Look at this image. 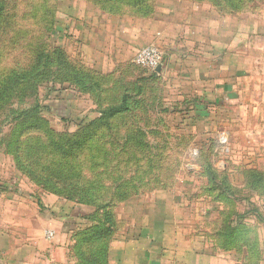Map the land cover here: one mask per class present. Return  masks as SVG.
I'll return each mask as SVG.
<instances>
[{"label":"rangeland","instance_id":"374dc122","mask_svg":"<svg viewBox=\"0 0 264 264\" xmlns=\"http://www.w3.org/2000/svg\"><path fill=\"white\" fill-rule=\"evenodd\" d=\"M123 2L0 0V264H142L149 249L151 264H264V0H144L184 25L165 53L149 44L159 70L133 61L137 43L118 56L93 24L83 37L88 8ZM54 49L90 83L67 82ZM62 203L87 215L72 235Z\"/></svg>","mask_w":264,"mask_h":264},{"label":"crops","instance_id":"0c3cea01","mask_svg":"<svg viewBox=\"0 0 264 264\" xmlns=\"http://www.w3.org/2000/svg\"><path fill=\"white\" fill-rule=\"evenodd\" d=\"M159 6L162 5L152 3L151 5H144V7L137 6L136 8L128 7L127 5H123V7H120L118 9H114L113 7L109 6H99L94 11H91L88 8L86 10V13H91V16L88 18V20L80 23V27L85 33H83V37H88V35L92 33L96 36L102 35L104 43H109V41L111 42V39H113L112 42H115L120 46L117 52L118 56L122 55L125 52L126 46L129 43H137L138 46L143 47L153 42H157L160 49H163L164 51V47L166 45L177 44L179 34H184V25L173 21L169 25V28H171L172 31L167 30L168 24L166 20L168 17H166L165 14H161L162 7ZM178 8L179 4L177 5V9ZM106 17L107 19H111L113 21V28L104 29L102 33H98V26L103 25V21L104 19H106ZM92 24L95 27H91L92 32L87 33L89 28L86 27L88 25L92 26ZM82 41L84 43L87 41V39H82L81 43ZM173 51L174 50L170 49L169 52L174 53ZM77 209V205H66L62 203L61 208L59 209V211H57L58 213H61L62 210H66L65 213H62L64 214L66 220L64 221V223H62V226L59 227V232L63 233L64 236L70 234L72 235L73 232L75 233L77 223L80 222L83 218V213H80V211ZM64 242H66V240ZM149 243L151 247L155 242L154 240H152ZM169 248L172 249L173 246ZM191 248L192 250H196L194 251L195 253L190 250ZM177 249H179V246ZM197 249L198 248H195L193 246L188 248L189 252L191 251L189 255L192 257L195 256L196 252L199 251H197ZM153 253L154 251L152 249H149L147 254L145 255L146 259L142 264H151L152 261L150 257ZM162 253H159L155 256L156 260H161ZM186 264H194V262L187 261Z\"/></svg>","mask_w":264,"mask_h":264},{"label":"trees","instance_id":"16d2710c","mask_svg":"<svg viewBox=\"0 0 264 264\" xmlns=\"http://www.w3.org/2000/svg\"><path fill=\"white\" fill-rule=\"evenodd\" d=\"M117 1H124L122 4L119 5V7H114L112 5H110L109 7H113L114 9H118L120 7H123V5H127L128 7H133V8H136L137 6H143L144 7V4L143 5H140L142 4V2L144 0H117ZM2 19V6H0V21ZM53 53H58L59 54V61L61 63L62 61V64H63V67H66V68H69V69H65L67 71L70 72L71 74V79H67L66 81L71 83V84H82V83H87L89 82L90 83V78H92V75H88L87 73L83 72V69L80 67V66H76L75 64L73 65V63H71L67 57H65L62 52L58 49H54ZM51 54H48V57H50ZM153 73H156V71H154ZM69 76V75H67ZM94 82V81H93ZM35 110H36V106L34 107ZM126 109V106L124 104V102H122L121 104H118V105H115V106H111L110 108H107L106 110H104L101 114V116L103 118H107V117H111L115 114H118L119 112L121 111H124ZM30 111V110H29ZM27 111H24V112H17L15 113L16 114V119L19 118V116H24L25 113ZM252 173V172H251ZM209 176H210V179H211V182H214L216 180V177H218L217 173L215 171H210L209 173ZM214 186H217V184H214ZM212 188V187H211ZM213 191H216L217 190V187H214L212 188ZM220 198H223L222 196H220ZM40 208H43L42 205L40 204L39 206ZM99 207L96 205L94 208H93V213H96L97 214V211H98ZM83 218H86L87 215H83L82 216ZM109 222L106 224V222ZM111 223L108 219V217H105V220L102 222V223H98V221L95 223L94 226L90 227L88 230L87 228H85L83 231L81 229L77 230V234H79L78 236V245L80 248H83L84 245H86L85 243L86 242H94V241H100L103 237L107 236V234H109V232L111 231ZM82 231V232H81ZM220 234H222V232H220ZM89 256V255H88ZM86 256V254H83L82 257H80V262L81 263H91V264H100V261L99 259H94L91 255L90 257ZM88 260H90L88 262Z\"/></svg>","mask_w":264,"mask_h":264},{"label":"built area","instance_id":"2783aa9c","mask_svg":"<svg viewBox=\"0 0 264 264\" xmlns=\"http://www.w3.org/2000/svg\"><path fill=\"white\" fill-rule=\"evenodd\" d=\"M133 61L140 66L155 69L158 65H161L162 55L156 47L146 45L138 49Z\"/></svg>","mask_w":264,"mask_h":264},{"label":"water","instance_id":"95a60500","mask_svg":"<svg viewBox=\"0 0 264 264\" xmlns=\"http://www.w3.org/2000/svg\"><path fill=\"white\" fill-rule=\"evenodd\" d=\"M160 66H161V65H158L155 69H156V70H159Z\"/></svg>","mask_w":264,"mask_h":264}]
</instances>
